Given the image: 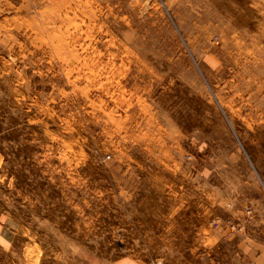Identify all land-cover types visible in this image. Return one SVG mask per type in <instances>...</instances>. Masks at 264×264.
Masks as SVG:
<instances>
[{"label":"rangeland","instance_id":"obj_1","mask_svg":"<svg viewBox=\"0 0 264 264\" xmlns=\"http://www.w3.org/2000/svg\"><path fill=\"white\" fill-rule=\"evenodd\" d=\"M0 264H264V0H0Z\"/></svg>","mask_w":264,"mask_h":264}]
</instances>
